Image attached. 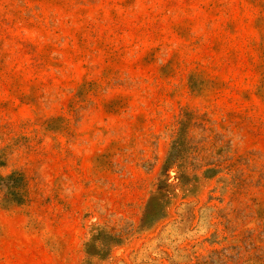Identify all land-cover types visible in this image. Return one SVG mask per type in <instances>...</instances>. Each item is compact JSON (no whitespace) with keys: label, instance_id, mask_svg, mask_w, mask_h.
<instances>
[{"label":"rangeland","instance_id":"obj_1","mask_svg":"<svg viewBox=\"0 0 264 264\" xmlns=\"http://www.w3.org/2000/svg\"><path fill=\"white\" fill-rule=\"evenodd\" d=\"M0 264H264V0H0Z\"/></svg>","mask_w":264,"mask_h":264}]
</instances>
